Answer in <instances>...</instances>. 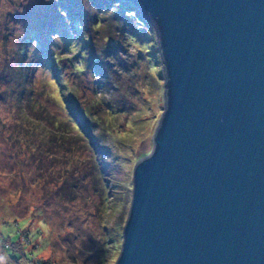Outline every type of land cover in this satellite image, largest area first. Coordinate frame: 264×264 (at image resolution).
Segmentation results:
<instances>
[{"label": "water", "instance_id": "water-1", "mask_svg": "<svg viewBox=\"0 0 264 264\" xmlns=\"http://www.w3.org/2000/svg\"><path fill=\"white\" fill-rule=\"evenodd\" d=\"M155 29L164 109L114 264H264V0H127Z\"/></svg>", "mask_w": 264, "mask_h": 264}, {"label": "rangeland", "instance_id": "rangeland-1", "mask_svg": "<svg viewBox=\"0 0 264 264\" xmlns=\"http://www.w3.org/2000/svg\"><path fill=\"white\" fill-rule=\"evenodd\" d=\"M71 4L0 0V92L15 88L24 63L29 96L37 101L30 118L41 123L29 127V142L24 132L29 122L19 125L22 111L9 96L0 98V264L11 253L2 248L4 236L22 242L37 262L114 264L132 199L133 169L152 151L153 133L165 106L158 37L139 7L135 4L147 22L142 26L149 28L140 46L129 45L114 61L102 53L97 60L101 73L88 69L78 75L71 62L89 40L74 28ZM62 9H67L66 15ZM23 38L30 42L25 59L18 53ZM138 47L146 65L136 60ZM66 54L73 55L72 61ZM57 55L68 61L62 70L55 67ZM54 77L58 83L48 85ZM111 77L120 84L115 92L107 88ZM66 86L77 89L75 97L82 104H95L91 108L97 123H86L85 128L90 133L88 145L65 142L59 134L53 139L45 131L43 114L63 112L52 104L48 91L55 95L60 89L66 99L75 98ZM108 105L114 107L115 117Z\"/></svg>", "mask_w": 264, "mask_h": 264}, {"label": "trees", "instance_id": "trees-1", "mask_svg": "<svg viewBox=\"0 0 264 264\" xmlns=\"http://www.w3.org/2000/svg\"><path fill=\"white\" fill-rule=\"evenodd\" d=\"M72 1L74 4H71L70 18L72 19L74 16L76 17L74 22L75 24L73 26L82 36V38L84 37L85 40H89L87 41L85 50H80V54L77 55L73 61L71 60L73 59V55H65L72 61L71 63L72 67H74L75 74L79 75L80 72H83L82 70H86L87 72L88 69L91 71L95 70L96 72L100 71L101 73L102 70L99 68L97 60L101 57L102 53L105 54L106 57H109L111 61H114V59L120 57L121 55L123 56V51H127L128 49H126V47L129 45H133L134 47L135 44H138V46H140L139 44H141V36L143 33H145V31H147V29L149 30V28L142 26L143 23L145 25L147 22L145 19H142V16L137 11L138 9L136 8L135 4H132L131 1L71 0V2ZM61 11H63L62 15H66L67 9H62ZM131 17L133 18V22L129 21ZM20 44L21 45L18 49V53L23 56L25 55V59L27 57L28 48L30 47V42L23 38ZM71 44L66 45L65 48H70ZM136 50L138 54L136 59L137 62L142 65H146V60L141 53L142 49L138 47ZM114 51L120 53H114ZM69 52L75 53L74 50H70ZM65 56H56L55 67H59L61 70L64 68L66 64V59H64ZM20 65L23 69L19 76L15 78V80H18L15 88L13 87L11 90L9 89L1 91L0 98L9 96L12 100H14L15 106L19 108L20 111H22V118L20 119L21 123L19 125H26L25 120L29 122L27 130L24 132L26 133L28 141L30 142L32 133L29 132V127L34 123H36L37 126L41 123L30 118V115L35 109L34 103H37V101L29 96V94L32 93V90L28 86L30 79L27 76L28 74L24 63H20ZM124 66L127 68L126 64ZM146 70L147 66L145 68V71ZM92 74L94 75V73ZM111 79L112 77L108 80L109 85H107V88L109 89L108 91L115 92L120 89V84L116 80L111 81ZM53 83L55 85L58 83V80H56L55 77L54 79H49L47 84L53 85ZM28 89L30 90L28 91ZM65 90H67V86ZM60 91L61 90L59 89L58 93L56 92L55 95H52V93L48 91L52 104L55 107L58 106L59 108L63 109V112L57 113L56 115L53 112L43 114V121H47L48 123V128L45 129V131L48 132L49 136L53 139H56L59 134L62 137V140H65V142L68 143L70 141H73L76 144H79L80 141H84L85 143L88 142V135L90 133L85 130V128H87L86 123L90 122L91 124H94V122L97 123L98 120L96 117H93V108H91L92 106L94 107L95 104H82L79 100H77L75 97L77 94L76 88L72 87L70 90H67L71 92L70 96L75 97L71 100L63 97L62 94L59 93ZM99 100L102 101L103 97L101 99H97L96 103L99 104L101 102ZM71 106L73 108H71L72 110L70 111ZM108 110V112H110L109 114L113 115V113H115L114 107L111 105H108ZM59 112H61V110ZM63 114L65 117H63ZM113 117L115 116L113 115ZM111 126L112 123L110 122V127ZM88 143H86V145H88ZM19 235L21 236V233H19ZM16 242H12L11 238L4 236L2 248L4 250L7 249V251H11V253H8V255L5 256V264H54L51 260H40V262L35 261L33 258L35 255L30 257L33 251H26L27 247L23 246V243L19 242L18 239ZM16 244H19L20 247L18 246L15 248L14 245Z\"/></svg>", "mask_w": 264, "mask_h": 264}]
</instances>
